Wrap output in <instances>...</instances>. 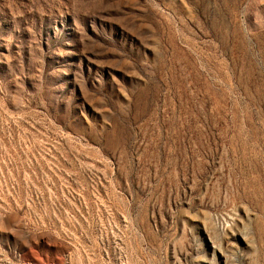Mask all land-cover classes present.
<instances>
[{
    "label": "rangeland",
    "instance_id": "rangeland-1",
    "mask_svg": "<svg viewBox=\"0 0 264 264\" xmlns=\"http://www.w3.org/2000/svg\"><path fill=\"white\" fill-rule=\"evenodd\" d=\"M0 264H264V0H0Z\"/></svg>",
    "mask_w": 264,
    "mask_h": 264
}]
</instances>
